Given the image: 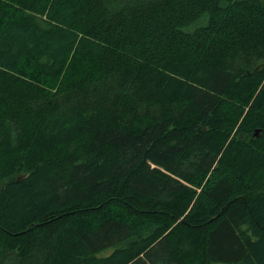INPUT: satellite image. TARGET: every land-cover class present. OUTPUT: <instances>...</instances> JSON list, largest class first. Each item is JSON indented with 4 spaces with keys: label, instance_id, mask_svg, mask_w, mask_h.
Listing matches in <instances>:
<instances>
[{
    "label": "trees",
    "instance_id": "1",
    "mask_svg": "<svg viewBox=\"0 0 264 264\" xmlns=\"http://www.w3.org/2000/svg\"><path fill=\"white\" fill-rule=\"evenodd\" d=\"M0 264H264V0H0Z\"/></svg>",
    "mask_w": 264,
    "mask_h": 264
},
{
    "label": "water",
    "instance_id": "2",
    "mask_svg": "<svg viewBox=\"0 0 264 264\" xmlns=\"http://www.w3.org/2000/svg\"><path fill=\"white\" fill-rule=\"evenodd\" d=\"M258 134H257V132H256V134H255V136H257Z\"/></svg>",
    "mask_w": 264,
    "mask_h": 264
}]
</instances>
